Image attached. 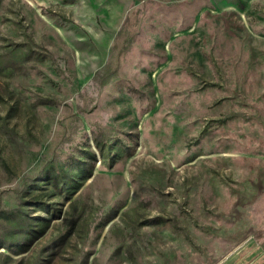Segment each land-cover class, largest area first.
I'll return each instance as SVG.
<instances>
[{
	"label": "rangeland",
	"instance_id": "obj_1",
	"mask_svg": "<svg viewBox=\"0 0 264 264\" xmlns=\"http://www.w3.org/2000/svg\"><path fill=\"white\" fill-rule=\"evenodd\" d=\"M0 264H264V0H0Z\"/></svg>",
	"mask_w": 264,
	"mask_h": 264
}]
</instances>
